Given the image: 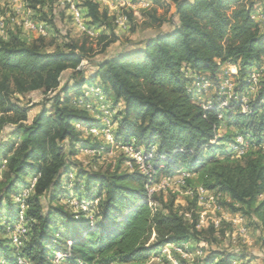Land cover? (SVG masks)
Returning a JSON list of instances; mask_svg holds the SVG:
<instances>
[{
  "label": "trees",
  "instance_id": "16d2710c",
  "mask_svg": "<svg viewBox=\"0 0 264 264\" xmlns=\"http://www.w3.org/2000/svg\"><path fill=\"white\" fill-rule=\"evenodd\" d=\"M28 1L60 35L56 18L63 9L58 12L56 0ZM38 5H48L49 12ZM81 5L89 24L110 30L98 36L105 41L99 51L88 45L90 34L82 41L66 34L61 46L55 37L48 42L40 35L28 42L19 31L7 37L0 33V130L11 129L0 140V259L15 263L7 228L16 226L22 206L28 230L23 254L32 264H49L52 250L65 247L67 240H72L71 264H145L168 244L201 239L197 217L188 220L175 208L177 192L150 197L149 178L141 171L95 170L77 159L81 148L97 153L108 148L77 126L101 125L103 111L84 90L95 82L100 97L122 105L112 118L115 140L133 141L147 152L155 149L154 179L188 169L194 174L190 185L229 195L224 205L255 218L264 232V152L225 155L238 131H250L256 143H263L264 119L256 107L248 114L229 111L220 119L218 107L198 103L195 86L202 79L218 86L228 76L220 78L223 67L232 65L237 88L247 87L251 70L264 56V31L252 17L258 8L264 11V0H154L153 7L142 10V34L114 54L107 49L120 38L115 16L96 0ZM126 14L135 33L139 21L133 12ZM36 91L39 100L25 99ZM262 97L264 76L257 99ZM232 125L233 134L218 136L222 126ZM72 197L87 209L73 211ZM192 200L197 206V198ZM234 257L215 250L195 264H214L217 258L219 264H231Z\"/></svg>",
  "mask_w": 264,
  "mask_h": 264
},
{
  "label": "rangeland",
  "instance_id": "374dc122",
  "mask_svg": "<svg viewBox=\"0 0 264 264\" xmlns=\"http://www.w3.org/2000/svg\"><path fill=\"white\" fill-rule=\"evenodd\" d=\"M101 5L103 10H107L111 16H115L122 12H133L139 21L141 28L134 33L130 27V23L126 25H117V32L120 38L117 42L108 47L109 54L116 53L123 42L129 46L130 40H135L140 36L145 28L143 24L142 10L154 6V0H96ZM67 0H56L54 5L58 7V12L63 9V13H58L56 18L57 27L60 30V35L56 33L54 27L50 26L46 30L45 37L47 41L56 38L57 42L63 46L65 43L64 35L69 34L70 37L82 41L85 34H92L88 39V45L92 46L95 51H99L105 44V41H99L98 36L102 34H111L110 30L99 23L89 24V20L83 19L84 27L74 20L72 13L66 8ZM82 2V0H80ZM43 11L49 12L48 5H38ZM262 11L261 9H259ZM160 13L163 10H159ZM41 14L36 12L29 6L28 0H0V21L3 22V27H0V32L4 36H8L10 31H19L21 36L28 42L42 35L40 31L30 29L26 26V21L33 20L38 23H45L40 20ZM47 24V23H46ZM261 29L264 31V21L261 23ZM49 50L53 47H49ZM104 56L103 54L99 57ZM264 57V56H263ZM259 70L262 69V79L264 76V58L259 65L256 66ZM231 69V71H230ZM254 69V68H253ZM252 69V70H253ZM235 71V66H224L221 77L226 74H231ZM251 70V71H252ZM98 83L85 86L84 90L86 95L91 99L93 104L103 111V116L99 117L102 127L111 125L115 128L116 124L112 121L113 116L121 109L122 105L114 106L105 97L101 96V91L96 88ZM214 88H209L208 96H214ZM73 97H75L73 95ZM206 94H203L205 99ZM41 98L40 92H30L25 96L28 101L30 99L39 100ZM83 100V99H80ZM80 102V101H79ZM37 109L33 110L30 116H34ZM94 112V111H93ZM100 125V126H101ZM78 128L84 131V136H89V129L83 124H77ZM237 130L235 126H222L219 130L218 136H224L226 132L232 134ZM10 127H5L0 130V140L8 137ZM92 134V133H91ZM93 138L97 137L98 140H103L105 144V135L92 134ZM102 142V141H101ZM81 148L80 154L77 159L81 160L83 164L92 169L113 170L119 167L121 171H130L137 167L133 163L128 162L127 154L122 148L112 147L108 148L103 153H88ZM131 158V157H130ZM73 174H71V177ZM73 178V177H72ZM194 184H198L197 176H194ZM30 182H34L32 178ZM171 191L177 192L175 200V208L182 212L188 220L194 217L198 219V229L202 230L201 239H189L180 244H171L168 250H159L158 253L152 255L145 264H195L202 262L208 253L215 250H228L235 253V257L231 264H264V252L262 249V230L258 227L256 219L245 214L243 211L232 212L224 202L230 201L227 194L212 191L207 197V200L198 201L197 206L193 203V195L187 193L184 187L173 184L170 188ZM168 191V190H167ZM166 191V192H167ZM28 192V188L24 193ZM170 194L166 193L165 198L168 199ZM263 198V196H260ZM76 198L72 197L69 200L70 206L73 211L83 209L78 207L74 202ZM241 207V205H237ZM247 208V207H244ZM84 210V209H83ZM247 210V209H246ZM214 264H219V258L216 259Z\"/></svg>",
  "mask_w": 264,
  "mask_h": 264
},
{
  "label": "built area",
  "instance_id": "2783aa9c",
  "mask_svg": "<svg viewBox=\"0 0 264 264\" xmlns=\"http://www.w3.org/2000/svg\"><path fill=\"white\" fill-rule=\"evenodd\" d=\"M68 10L71 11L74 20L84 27L83 19L86 18L85 11L81 5L80 0H67L66 2ZM253 19L259 23V21H264V12L256 11L252 14ZM259 19V20H258ZM116 25H126L129 23L126 12L119 13L115 15ZM26 26L33 30H38L42 35H45L46 30L49 28V25L46 23H38L33 20L26 21ZM260 24V23H259ZM0 27H3V22L0 21ZM1 33V32H0ZM92 35V34H91ZM264 58V57H263ZM236 68V67H235ZM231 71V69H230ZM262 69L255 67L248 78L247 87L243 90H239L237 87L239 83L232 76L236 74L237 69L228 74L227 77H224L222 81L217 86L210 80H198L195 82L197 87V101L205 109H210L213 106L218 107V117L220 119H225L226 114L229 111H236L242 114L252 113L254 107L257 109V114L259 119H264V97L257 99L258 90L262 82ZM209 88H214L217 98L214 96H208ZM203 94H206L205 99H203ZM256 103V104H255ZM256 105V106H255ZM89 132L92 134H103L106 139L104 140L107 145L112 147L122 148V150L127 154L128 162L134 163L137 167L136 169L148 176V182L146 184L149 196L151 197L155 193L161 191L166 192L170 190L169 188L176 184L178 186L184 187L187 189V193L193 195L197 198L198 201L207 200V197L211 190L204 188L203 186H192L188 183V180L193 177V173L188 169H181L173 176H164L160 179H154L153 175V165L151 160L154 157L155 149L147 152L143 148L137 147L132 141L128 145H122L115 140L114 137V127L111 125L94 126L89 128ZM261 138H264V130L259 134ZM252 149H262L264 152V142L261 144L256 143L255 135L250 131H238L233 139V141L227 143L226 145V154L234 158H240L245 155L248 151ZM88 153H97V151L91 147L83 149ZM131 157V158H130ZM134 170L131 169L130 171ZM73 177V176H72ZM33 184L31 185V187ZM24 193V195H26ZM78 207H82L84 210L87 209V204L85 202H79L76 200L74 202ZM25 207L22 206V210L19 214L18 222L14 228L8 227V236L10 238L11 246L14 251V264H32L31 261L23 254L24 241L23 237L27 233V227L25 223ZM72 240H67L65 247L55 248L51 252V259L49 264H71L69 259L72 257ZM171 244H168L161 248V250H168V247ZM1 264H7L6 261L1 258ZM75 264H86L83 261H77ZM99 264H118L115 261L111 262H102Z\"/></svg>",
  "mask_w": 264,
  "mask_h": 264
},
{
  "label": "crops",
  "instance_id": "0c3cea01",
  "mask_svg": "<svg viewBox=\"0 0 264 264\" xmlns=\"http://www.w3.org/2000/svg\"><path fill=\"white\" fill-rule=\"evenodd\" d=\"M259 9H261V10L263 11L262 8H258L256 11H258ZM256 11H255V12H256ZM263 12H264V11H263ZM258 20H259V19H258ZM261 22H262V21L260 20L259 23H261ZM260 26H261V24H260Z\"/></svg>",
  "mask_w": 264,
  "mask_h": 264
}]
</instances>
